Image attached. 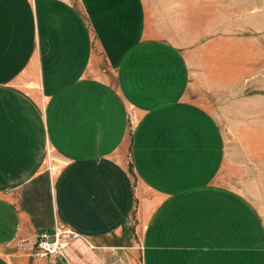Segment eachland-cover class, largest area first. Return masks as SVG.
Masks as SVG:
<instances>
[{"label": "crops", "instance_id": "0c3cea01", "mask_svg": "<svg viewBox=\"0 0 264 264\" xmlns=\"http://www.w3.org/2000/svg\"><path fill=\"white\" fill-rule=\"evenodd\" d=\"M211 3L0 0V264L55 223L73 264H264V161L196 100L249 120L263 3Z\"/></svg>", "mask_w": 264, "mask_h": 264}, {"label": "rangeland", "instance_id": "374dc122", "mask_svg": "<svg viewBox=\"0 0 264 264\" xmlns=\"http://www.w3.org/2000/svg\"><path fill=\"white\" fill-rule=\"evenodd\" d=\"M211 1L212 0H205L206 19H208L210 16L209 12H212V9L208 8V6H212L213 4L211 3ZM249 2H251L254 6L262 2L264 9V0H249ZM220 3L222 6V9L220 10V18H221L220 22L223 24L227 20V16H228V10H226L228 6V0H220ZM253 53L254 56L247 58V65L244 66V68L247 69L248 67L251 68L250 71L248 69L246 73V75L250 77L248 82L249 87H247V93L241 94L240 90L238 92V95H248V97H250V102L247 104L246 107L248 109V114H249L248 116H250V118L246 122V124L239 122V116L235 114L232 105L230 111H225V112L221 111V109L223 110L226 107L215 104L218 98L216 95H213L211 92H209L210 93L209 95L207 93L208 91L205 90V93L207 94L206 97L204 96L203 89L199 88L200 93L202 95H200L199 98L197 97L196 100H198L200 103H202L205 107L209 108L210 110L218 111V117H220L221 119L220 122L222 125V129L224 130L226 135L228 157L230 156H232V158L235 157L236 154L238 153L239 150L238 148H241L242 145H245L248 148L251 147L252 150L254 148L253 151L254 159L256 160L262 159L264 161V39L260 41L259 38L258 41H254ZM242 61L243 58L242 59L238 58L239 65L242 63ZM243 78L244 77L238 78V80H241ZM237 116H238V120H235L234 117L237 118ZM238 158H240L239 155ZM244 168L246 167L238 166L237 170H232L230 168V163L228 161L223 173L226 174L227 178L229 175H231L232 176L231 181L235 183L237 182L239 183L241 178L247 175L246 174L247 171ZM247 187H251V186H247ZM259 188L264 190V186L263 188L262 186H260ZM55 225L59 226L57 223H55ZM77 239L78 238H76L72 234L65 236V240L68 241L69 247L75 246L74 244ZM25 243H27V241ZM87 245L89 246L88 243ZM29 246H32V244ZM75 247L77 248V251L78 250L81 251V246L79 244H77ZM115 252H116L115 250H112L110 251V254H114ZM70 264H73L72 260ZM123 264H129V262L125 261ZM135 264H142V262L140 261L139 263L138 258H136Z\"/></svg>", "mask_w": 264, "mask_h": 264}, {"label": "built area", "instance_id": "2783aa9c", "mask_svg": "<svg viewBox=\"0 0 264 264\" xmlns=\"http://www.w3.org/2000/svg\"><path fill=\"white\" fill-rule=\"evenodd\" d=\"M71 234L75 236L72 230L56 226L53 232L49 230L42 231L32 245L38 248L37 255L51 258L54 264H59V262L70 264L71 259L66 251L68 241L65 240V236ZM23 245L29 246L30 244L27 242Z\"/></svg>", "mask_w": 264, "mask_h": 264}]
</instances>
